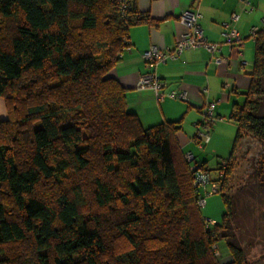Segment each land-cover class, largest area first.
I'll return each mask as SVG.
<instances>
[{"label":"trees","instance_id":"16d2710c","mask_svg":"<svg viewBox=\"0 0 264 264\" xmlns=\"http://www.w3.org/2000/svg\"><path fill=\"white\" fill-rule=\"evenodd\" d=\"M145 20L137 0H0V264H251L223 193L233 154L210 229L180 121L144 127L109 75ZM250 76L234 151L244 130L264 140L263 26Z\"/></svg>","mask_w":264,"mask_h":264},{"label":"crops","instance_id":"0c3cea01","mask_svg":"<svg viewBox=\"0 0 264 264\" xmlns=\"http://www.w3.org/2000/svg\"><path fill=\"white\" fill-rule=\"evenodd\" d=\"M137 6L149 20L130 28V49L124 51L109 75L126 89L128 109L137 114L144 127L180 121L176 136L181 149L191 152L215 175L219 159L235 153L238 125L230 115L234 104L243 103L244 93L251 85L250 74L255 58V39L251 36V29L261 28L264 0H137ZM186 9L200 11L199 22L205 35L209 41L219 44V51L213 54L205 48L187 49L174 59L168 58L165 63L148 64L143 57L146 49L152 45L173 49L187 31L179 19ZM233 13L239 15L234 26L244 38L240 49L231 48L225 42L223 23L230 21ZM216 55L223 57V61L217 63ZM149 71H156L166 83V93L183 92L185 99L166 96L157 100L152 89L139 88V77ZM209 101H218L217 119L210 141L200 145L195 134ZM7 117L6 101L0 97V119ZM201 209L204 216L217 222L226 213L221 194L209 196Z\"/></svg>","mask_w":264,"mask_h":264},{"label":"built area","instance_id":"2783aa9c","mask_svg":"<svg viewBox=\"0 0 264 264\" xmlns=\"http://www.w3.org/2000/svg\"><path fill=\"white\" fill-rule=\"evenodd\" d=\"M200 18V11L193 9L184 10L179 16V19L185 25L187 31L177 40L173 49H161L156 45L150 46L143 52L145 61L148 64L155 66L159 63H165L168 58L174 59L178 57L187 49L205 48L213 54L218 52L220 49L219 44L209 41V39L206 37L205 32L199 22ZM238 19L239 15L237 13H233L231 20L224 22L223 26L225 28V42L231 48L240 49L244 45V38L241 32L234 26V23ZM262 21L264 27V18ZM259 29L260 28L258 27H253L251 29V36L254 39L257 38ZM129 49L130 46L126 48V50ZM214 59L217 63L223 61V57H221L220 55L214 56ZM165 86L166 83L159 78L156 71H149L139 77L138 87L152 89L157 100H162L166 96L185 99V94L183 92L166 93L164 91ZM226 86H230V84H226ZM217 102L218 101H209L206 103V106L204 108L202 120L199 123L198 129L195 134V140L200 145L208 143L211 139V130L213 124L217 119V116L215 114ZM185 159L189 163L190 170L193 173V185L197 193L199 194L198 204L202 208L207 203V199L209 196L213 194H221V178L223 177L225 169L228 165V158L219 159L218 169L216 170L215 175L213 174L212 170H210L206 165L201 166V164L195 159L194 155L191 152H185ZM203 219L210 229H212L217 222L209 216H204ZM214 253L219 257V244L214 245Z\"/></svg>","mask_w":264,"mask_h":264},{"label":"rangeland","instance_id":"374dc122","mask_svg":"<svg viewBox=\"0 0 264 264\" xmlns=\"http://www.w3.org/2000/svg\"><path fill=\"white\" fill-rule=\"evenodd\" d=\"M262 26L263 21L259 27ZM234 161L235 173L223 189L232 199L229 221L247 260L251 264H264V191L259 184L264 180V140L242 131ZM221 242L219 259H227L228 243L226 239Z\"/></svg>","mask_w":264,"mask_h":264}]
</instances>
